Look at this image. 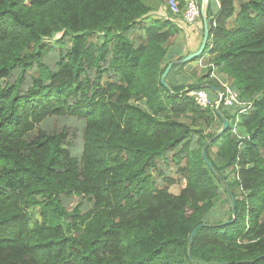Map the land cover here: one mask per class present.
<instances>
[{
    "label": "trees",
    "instance_id": "1",
    "mask_svg": "<svg viewBox=\"0 0 264 264\" xmlns=\"http://www.w3.org/2000/svg\"><path fill=\"white\" fill-rule=\"evenodd\" d=\"M166 8L0 0V264H264V0H206L207 44L191 60L207 53L251 104L241 141L229 127L206 146L222 181L202 157L221 121L187 93L223 89L161 85L169 64H188L166 61L181 32ZM220 189L235 217L208 222Z\"/></svg>",
    "mask_w": 264,
    "mask_h": 264
},
{
    "label": "crops",
    "instance_id": "2",
    "mask_svg": "<svg viewBox=\"0 0 264 264\" xmlns=\"http://www.w3.org/2000/svg\"><path fill=\"white\" fill-rule=\"evenodd\" d=\"M201 2L202 0H200V2L198 3L200 4ZM162 9H164V7L160 8L159 11L156 12V14H159L164 17L167 14L166 11L164 12ZM174 23H176V25L180 28L181 32L173 41L172 49L170 50L166 61H175L179 57L184 58L196 52L202 40L201 35L203 34V19H198L192 25L185 24L181 19L180 21L176 19ZM210 64L214 66V64L211 62V57L207 55L203 56L202 58L196 61H190L185 66L175 67L171 72L169 71L166 77V83L171 85L186 86L199 82L200 84L205 85L207 84V80L209 79V75L211 73V68L209 67ZM214 73L219 75L216 67ZM200 79L202 80L199 81ZM209 96L212 99L217 100L216 90L213 89V93L209 94Z\"/></svg>",
    "mask_w": 264,
    "mask_h": 264
},
{
    "label": "built area",
    "instance_id": "3",
    "mask_svg": "<svg viewBox=\"0 0 264 264\" xmlns=\"http://www.w3.org/2000/svg\"><path fill=\"white\" fill-rule=\"evenodd\" d=\"M166 7L171 15L178 17L188 25H192L201 17L202 5L198 3V0H183L182 9H180L179 3L176 0H166ZM209 67L211 68L209 79L214 80L223 89L222 93L219 95V98H222L221 106L224 108L237 109L235 112L236 120L229 127L231 128V133L241 141L243 137L239 134L238 117L246 113L250 109L251 104L241 101L237 94L232 91L230 84L214 73L215 67L211 64ZM187 96L191 97L195 101V104L202 109L215 108L218 103V100L212 103L210 96L204 90L188 92Z\"/></svg>",
    "mask_w": 264,
    "mask_h": 264
},
{
    "label": "water",
    "instance_id": "4",
    "mask_svg": "<svg viewBox=\"0 0 264 264\" xmlns=\"http://www.w3.org/2000/svg\"><path fill=\"white\" fill-rule=\"evenodd\" d=\"M204 2H205V5H206V0H202L201 2V17L203 18V34H202V40H201V43H200V46L198 48V50L186 57H184L183 59H181L180 61H178V63L180 64H186L188 62H190L191 60L197 58L198 56H200L204 50H205V47H206V44H207V38H208V28H207V23H206V15H205V5H204ZM171 66L172 64H169L164 73L162 74L161 78H160V82H161V85L164 86L166 89H169V86L167 85V83L165 82V79L171 69ZM221 104H222V99H220L217 103V105L215 106L214 108V113L216 114V116L220 119L221 121V128L215 133V135L212 137L211 140L207 141L202 149V157H203V160L207 166V168L209 169V171L212 173V175L217 179V180H220V176L219 174L215 171V169L210 165V163L208 162V160L206 159V155H205V150H206V146L209 142L213 141L214 139L220 137L222 134H224L226 132V130L228 129V121L221 115L220 113V108H221ZM230 196V201H231V214H232V218L235 217V200L233 198V196L231 194H229ZM228 222H225L224 224H227ZM205 225H199L197 227L194 228V230L192 231L190 237H189V241L188 243L191 242L194 234L196 233V231L200 228H203Z\"/></svg>",
    "mask_w": 264,
    "mask_h": 264
},
{
    "label": "rangeland",
    "instance_id": "5",
    "mask_svg": "<svg viewBox=\"0 0 264 264\" xmlns=\"http://www.w3.org/2000/svg\"><path fill=\"white\" fill-rule=\"evenodd\" d=\"M199 1V0H198ZM201 4V3H200ZM164 12H165V9H162ZM170 14V13H169ZM170 16H172L175 20L178 19L180 21L179 18H175L173 15L170 14ZM152 16H149L148 19H151ZM200 19H203L202 17H200ZM205 56H207V53H205ZM207 81H211L214 85H216L217 83L214 82V80H210L208 79ZM227 81V80H226ZM228 82V81H227ZM229 83V82H228ZM216 87H218L216 85ZM208 95L211 94V92L209 91H205ZM217 100H218V94H217ZM216 100V101H217ZM214 101V100H213ZM222 107V106H221ZM217 127L219 126L218 124L216 125ZM214 127V126H213ZM209 128V129H206V133H211L212 131H215L216 130V127L215 128ZM218 128H221V125L218 127ZM229 129V128H228ZM211 131V132H210ZM210 157L212 159L215 158V152H216V147L213 146L210 150ZM233 179V175L232 174H228V180L229 181H232ZM184 182L181 181V180H178L176 181V183L174 185H171L168 187V192L172 195H178L180 190L184 187ZM238 188H234L233 189V192L236 194V196L238 197V199L241 198V195L239 193V190H237ZM220 196H221V200L219 201V203H217L215 205V207L213 208L211 214L208 216V222H216V221H220V220H227L229 218L228 216V211L229 209L231 208V201L228 200L226 194L223 192V189H220ZM73 204L70 205V207H72ZM37 209H38V206H31L28 208L29 210V215H32V223L33 221H36L38 220V215H37ZM35 217V219H34ZM264 250V243L263 244H256V246L254 247V251L256 252H260Z\"/></svg>",
    "mask_w": 264,
    "mask_h": 264
},
{
    "label": "bare ground",
    "instance_id": "6",
    "mask_svg": "<svg viewBox=\"0 0 264 264\" xmlns=\"http://www.w3.org/2000/svg\"><path fill=\"white\" fill-rule=\"evenodd\" d=\"M211 47V46H210ZM165 82H166V79H165ZM214 90H216V92H217V94H218V101L220 100V99H222V98H219V95L222 93V92H220L218 89H216V88H213ZM194 91H197V90H194ZM213 91V90H212ZM191 92V91H190ZM237 94V93H236ZM238 96V95H237ZM239 118V117H238ZM220 120V119H219ZM236 120V116L234 117V120H232V121H228V125L230 126L232 123H234V121ZM229 126H228V128H229Z\"/></svg>",
    "mask_w": 264,
    "mask_h": 264
}]
</instances>
